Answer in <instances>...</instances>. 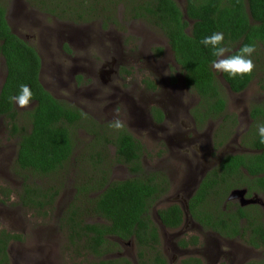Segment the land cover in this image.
Listing matches in <instances>:
<instances>
[{
  "label": "trees",
  "instance_id": "16d2710c",
  "mask_svg": "<svg viewBox=\"0 0 264 264\" xmlns=\"http://www.w3.org/2000/svg\"><path fill=\"white\" fill-rule=\"evenodd\" d=\"M123 1L133 3L137 18L145 17L164 31L174 57L184 72L188 87L200 96L195 112L200 125L215 114L227 116L224 98L227 86L233 91L241 92L254 78L260 77L257 75L259 72L257 68L262 67L259 62L264 63L262 56L264 0H187L185 10L176 0ZM27 2L59 19L75 14L73 18L77 21L84 20L95 12L90 9L78 13L77 8L85 5L83 0H27ZM7 12L6 4L0 2V58H4L7 71L0 91V116L10 118L13 135L20 137L17 165L14 166L15 173L22 179L18 201L33 212L48 215L56 208L58 187L50 186L49 183L39 185L34 179L46 177L50 180L55 172L67 167L75 144L71 127L73 125L86 127L90 118L83 110L63 103L45 89L39 79L41 56L34 46L13 32L6 18ZM109 20L112 22L113 19L110 17ZM214 32H223L222 46L228 49L227 56L239 52L245 44L255 45L256 51L251 56L254 63L252 73L233 77L222 72L220 78V71H215L212 67V61L218 58L212 55L210 47L200 43L203 37ZM163 50L159 47L157 51L163 54ZM148 84L156 88L155 83ZM21 85L30 87L31 101L36 102L33 110L23 114L26 125L21 124L17 106L9 100L10 96L19 93ZM152 113L157 122L164 121L165 114L160 108L153 107ZM253 114L261 115L264 120V103L255 106ZM255 134L253 147L261 150V153L233 157L231 164H228V170L241 172L240 168L245 167L259 182L260 188L264 189V176L258 178L259 173L264 174V143L260 142L258 132ZM109 141L114 146V155H111L110 149L105 145ZM144 155H146L144 144L126 128L116 132L112 139L105 138V135L96 130L94 142L88 152L82 155L85 156L82 161H85L84 165L88 166L90 172L82 165L81 170L86 177L74 180L77 183L74 186L76 200L63 213L61 224L69 241L67 248L79 256H86L87 259L84 258L82 261L84 264L118 263V259H104L105 254L118 246L111 236L124 240H129L133 236L140 247V264H169L162 253L160 227L151 210L156 201L169 191L170 181L164 172L146 169L142 163ZM116 165L127 167L126 178L111 180L110 176ZM224 170L226 173L229 172L227 169ZM220 183L226 184V190L225 186L221 189ZM229 189L226 180L214 181L211 190L205 188L204 181L189 201L191 213L195 220L206 228L221 230L227 236L236 235L240 230L237 228L240 217L247 216L254 236L249 242L259 246V240L264 238L261 215H246L243 208L239 209L237 214L221 211L219 206ZM11 193L10 188H7V192L0 188V197L3 195L10 200ZM1 201L5 202V199L0 198ZM157 212L160 222L168 228H178L184 220V210L179 204L159 209ZM87 216L101 220L92 222L86 219ZM21 239L23 236L20 234L6 229L0 231V264H14L8 248L11 242ZM148 250L154 254L150 261L144 260ZM90 255L95 258L88 259ZM123 262L134 264L128 258ZM182 264L203 262L198 257H191ZM260 264H264V261Z\"/></svg>",
  "mask_w": 264,
  "mask_h": 264
},
{
  "label": "rangeland",
  "instance_id": "374dc122",
  "mask_svg": "<svg viewBox=\"0 0 264 264\" xmlns=\"http://www.w3.org/2000/svg\"><path fill=\"white\" fill-rule=\"evenodd\" d=\"M83 1L85 5L77 8L78 13L90 9L95 12L88 15V19L77 21L73 18L75 14L59 19L46 14L39 7L28 4L25 0H0L7 6L13 30L32 45L43 47L39 48L44 60L41 79L46 88L56 98L65 102L77 103L76 100L80 96L79 99H82L80 104L93 122L91 124L97 125V121H105L111 125V122L118 118L122 122V128H127L144 144L146 151V155L142 157L144 167L164 172L171 181L173 178L174 182L169 186L171 190L164 193L152 207L151 213L156 219L157 210L168 206L169 203L175 202L180 205L186 203L188 191L181 189L180 180L183 178L184 181L185 171L190 175L191 170L194 171L191 152L194 144L186 140L191 133L197 130L195 137L205 140H210L209 137L215 133L218 143L221 139L220 137L217 139L220 129L217 128L215 132L217 126H230V129L234 130L238 118L246 117H240L241 109L231 104L232 111H227L228 116L233 118L231 122H228V117L220 115V120L213 121L207 126L201 127L197 123L195 126L191 113L193 114L198 94L185 84L184 72L175 60L164 31L145 17L137 18L133 3H123V0ZM176 1L185 10L187 0ZM110 17L113 19L112 22L109 20ZM56 31L58 34L54 33ZM67 32L71 35L66 36ZM33 35L41 44L37 40L29 39V36ZM68 42L76 46H71V52L63 51V45ZM159 47L164 49L163 54L157 51ZM259 64L262 66L257 68L259 71L257 75L260 77L254 78L245 93L240 95L249 102V107L256 102L253 100L264 103V63ZM127 69L131 71L129 76ZM76 70L82 74L77 73L80 75V86L75 81ZM0 71L1 85L6 74V64L2 57ZM149 81L155 83L157 89L151 88L147 84ZM222 83L225 84L224 81ZM225 89L224 96L230 98L229 91ZM161 93L162 99L159 97ZM165 93H171V104L166 121L157 124L152 121L151 108L154 105L161 106L166 97ZM33 106L34 104H29L21 108L17 105L20 113L18 119L22 125L27 124L23 114ZM87 125L89 126V122ZM11 128L10 118L0 116V188H4L6 192L7 188L12 191L10 200L3 195L0 197L5 199V202H0V231L6 229L23 236V239L13 241L9 245L11 261L14 264H84L82 261L84 258L87 259L86 256H79L66 246L69 241L61 224V217L76 200L74 186L77 183L74 180L86 177L81 170L82 165L86 164L82 161L85 156L77 160L72 159L71 163L66 164L67 167L55 172L50 180L46 177L39 179L35 177L34 180L39 185L49 183L50 186L58 187L59 194L56 208L48 215L33 212L18 201V191L22 186V179L15 173L14 167L17 165L18 137L12 134ZM87 129L83 128V125L73 127L74 142L78 145L76 156L88 152L95 140L91 132L93 127ZM112 137L113 134H107L106 138ZM229 138L227 136L226 140ZM105 145L110 149L111 155H114L113 144L109 141ZM179 155L183 159L176 160ZM198 155H201L199 151ZM84 166L90 172L88 166ZM127 176V167L116 165L110 178L122 180ZM194 177L193 173L192 178ZM86 219L92 222L101 220L93 216H87ZM195 228L199 227L189 222L187 226L175 230L162 229L161 250L169 264H181L183 259L191 257H200L204 264H247L257 254L256 251L248 252L242 249L250 246L244 239L225 240L224 236L221 238L214 234L215 237L208 232H202L201 236L199 233L201 231H196L198 229ZM194 234L200 236L199 244L184 249L176 246L178 236L190 239L195 236ZM206 235H209L210 241L213 238L218 242L220 251L212 250L205 254ZM234 247L240 250L233 249ZM118 251L112 254L117 256L119 253L123 258L129 257L135 263L138 261L136 245L123 243ZM259 251L264 255V248ZM149 253L144 258H152L153 252ZM93 258L95 256H88V259Z\"/></svg>",
  "mask_w": 264,
  "mask_h": 264
},
{
  "label": "flooded vegetation",
  "instance_id": "af4514ba",
  "mask_svg": "<svg viewBox=\"0 0 264 264\" xmlns=\"http://www.w3.org/2000/svg\"><path fill=\"white\" fill-rule=\"evenodd\" d=\"M25 1L27 2V0H25ZM27 3L29 4V2H27ZM46 14L50 15V13H46ZM6 18H7L8 22L10 23L8 12H7ZM13 32L16 33L14 30H13ZM54 33L58 34V31H56ZM68 35H71V33L67 32L66 36H68ZM18 36L21 37V35H18ZM21 38L24 39L23 37H21ZM29 39L31 41L37 40L38 43L41 44V41L39 39H37V37H35L34 35L29 36ZM24 40L27 41L30 45H32L30 43V41H28L27 39H24ZM62 45H63V43H61L60 46L62 47ZM72 45H74V44H72L71 42H68V44H64L63 45V51L67 50V51L71 52L72 51V48H71ZM32 46H34V45H32ZM34 48L39 53V55L41 56V60H42L41 61L42 66H41V70H40V74H39V79L42 82L41 74H42V70H43V66H44V60H43V56L41 55L40 49H42L43 47L40 46L39 47L40 49H39L38 47L34 46ZM123 69H124V67H123ZM128 71H130V70L127 69V71H126L128 76H129V75H131V71H130V73ZM0 73H1V71H0ZM77 73L81 74L80 71L76 70L74 72V74H77ZM79 74H77V78L75 81L80 86V77H79L80 75ZM6 75H7V71H6L5 77L3 78L2 82H1L0 91H1L2 85L5 81ZM219 76L221 78V74H219ZM42 84H43V82H42ZM44 87L46 90H48L51 93L52 96L56 97L49 89L46 88L45 85H44ZM248 87L245 88L244 90H242L241 92H236V91H233L231 88H229V86H227V91H229L228 94L231 97L229 98V97L224 96V98L226 100L225 101L226 102L225 109H226V115H227L226 117L229 118L228 122H231L233 120V118L228 116V113H227V111H229V110L232 111V109H233L231 104H233L234 106L239 107L241 109L242 112L239 114L240 117H243V116L246 117L245 119L238 118L236 129L232 130V129H230V126H223V128H224V131H223V130H221L220 126H217L215 129V132H216L217 128H220L217 139H218V137H220V139H221L218 143H217L218 140L216 141V134L215 133H214L215 136L211 135V137H209L210 140H207V139L205 140V139H200L199 137H195L197 130L195 132H192L191 136H189L186 139L188 142H192V144H194L191 147L192 160H194V171H193V169L191 170V175L185 171L184 181H183V178L180 180L181 189H183L185 192L188 191V193L186 194V203H188V204L185 203L186 205L185 204L181 205V208L184 210V220H183L181 226L178 228L185 227L188 225L189 222H191L200 228V229L199 228H195V229H198L196 231H201V232H199L201 236H202V232H208V233H212L213 235L215 234L221 238H222V236H224L225 240L244 239L250 246L247 245L248 247H243L242 249H244L248 252H250V250L257 252L255 257L252 260H250L247 264H260V262L264 261V255L262 254L263 252L259 251L260 249L264 248V238H261L259 240V246H255V244L249 242V240H253L254 236H252L251 222L249 221L248 218H246L247 216L246 217L245 216L240 217L239 224L237 227L240 229V230H238V233L236 235L233 234V236H227L223 233V231L216 230L215 228H212V227L206 228V226L201 224L198 220H195L193 214L190 211V206H189V201L194 197V195L197 193L201 184L204 181H205V188H207L208 190H211V187L213 186L214 181L221 182V181L226 180L230 189L227 192L225 198H223V203L219 206L222 209L221 211L222 212H235V214H237L239 209L243 208V209H245L244 214H246V215H250V216L261 215L262 216L261 222H262V224H264V189L260 188L259 182L255 179L254 176L249 174L248 170L245 167L242 166L240 168L241 172H233V171L228 170V164H231L233 157L238 156V155L246 156V155L261 153V150H258V149L253 147V140L256 137L255 133L257 132V125L259 123H264V120L262 119L261 115H254L253 109L255 106L263 104V102L258 101V100H253L256 102H254V104L251 105V107H249V102L248 101L246 102L245 99L241 98V96H240V95H243V93H245L244 91L247 90ZM153 89H157V88H153ZM170 94L171 93H165L164 94L166 97L161 102V106H157V105L153 106V107L160 108L164 112L165 118H164L163 122H165L167 119V112H168L169 106L171 104L172 97ZM159 97H160V99H162L163 94L161 93L159 95ZM79 98H81V97L80 96L78 97V100H76L77 103L75 101L74 102H70V101L65 102L64 100H63V103L68 104V105H72V106L77 107V108L83 110L84 112H86V110L80 104V101H82V99H79ZM254 99H256V98H254ZM83 100H84V98H83ZM199 102H200V100H199V95H198V100L194 104L193 114L191 113L193 124L195 122V126H196V123L198 124V117L195 116V112L197 110V106L199 105ZM29 104H31V105L34 104V106L29 110V111H31L36 106V102L34 100H32V101H30ZM153 107L151 109H153ZM29 111H26V113H28ZM151 114H152V121L153 122H155L157 124L163 123V122L159 123L154 119L152 111H151ZM219 116L220 115L215 114V116H212V117L214 118V121H218L221 119ZM211 122H213V121H210V123ZM244 122H246V124H244ZM91 123H92V121L89 120V126L88 125H86V126H87V128H89L90 126L93 127V129H91V132H92V135L94 137H96V130H99V132L101 134L105 135V138H106L107 134H113L114 135V134H116V132L118 133V131L120 129H122V127L120 129H116V128L112 127L111 125H109V123H106L105 121H101V122L97 121L98 128H97V125H94ZM99 125H101V126H99ZM60 126H63V125H60ZM74 126L75 125H73L71 127V130H73ZM83 128H86V127H84V125H83ZM94 128H97V129H94ZM22 129H24V128H22ZM87 130L89 131V129H87ZM11 131H12V128H11ZM222 131H223V133H222ZM12 134H13V131H12ZM15 136L18 137V135H15ZM227 136L230 137L228 140H226ZM184 138H186V137H184ZM19 140H20V137L17 138L18 148H19ZM222 141H224V142L221 143ZM180 146L183 147L182 144H180ZM217 146L219 148H217ZM77 148H78V145L74 144L72 157L69 160L70 163H71L72 159L77 160L83 154L87 153V152L82 153V154L76 156ZM198 151L201 153V155H198ZM180 159H183V158L179 155L176 158V160H180ZM190 169L191 168H187V170H190ZM224 169H227L229 172L226 173L227 171H225ZM193 173L195 176L194 179L192 178ZM263 176H264L263 173L258 174V178H261ZM169 181H170V184H172L174 182L173 178H172V181L170 179H169ZM219 185H220L221 189H222V187L225 186V190H226V184L225 183H222V184L220 183ZM238 190L241 191V193L238 195L234 194V192L238 191ZM233 194L235 195V197H232ZM208 198H211V197H208ZM218 200H222V199H218ZM175 204H179V203H175V202L173 203L172 202V203H169L168 206L161 208V209H166V208H168L172 205H175ZM214 210H216V209H214ZM155 221L159 225L160 218H159L158 212H157V216H156ZM251 221L254 223V220L252 218H251ZM159 227H161V230H160L161 237H162V234H161L162 229H163V231H166L169 229H172V230L178 229V228H175V229L174 228H168L165 225H163L162 222H160ZM247 231L249 233V237H247ZM194 235L195 236L190 238V239H186V238H182L181 236H178V241L176 243V246L184 249V248H188L189 246L195 245L192 243L197 242L196 244H199L200 236L198 234H194ZM195 237L197 239H195ZM110 238L113 241L117 242L118 246L116 247L115 250H112V251L108 252L107 254H105V257H104L105 260L118 259L117 260L118 263L126 264L123 262L125 257L123 258L119 253L117 254V256L112 254V252H114V251L119 252L118 250H119L120 246L124 243V244H131L133 246L134 245L137 246V248H138V255H137L138 261L137 262H138V264H140L139 263V261H140V255H139L140 247L138 246V244H137V242L133 236L129 240H124V239L117 237V236H111ZM205 239H206V241H205L206 253L205 254H207V252H211L212 250L220 251V249L218 247L219 244L217 241H215L213 238L210 241L209 235H206ZM184 241L186 242L185 245L183 244ZM233 249L240 250L237 247H234ZM149 252L151 253V251H149ZM110 256H113V258H110ZM126 258H128L132 261L131 258H129V257H126ZM198 258H200V257H198ZM230 258H232V257L230 256ZM150 259L151 258H148V259L144 258V260H147V261H150ZM184 260H186V259H183L181 261V264L183 263ZM202 262L204 264L203 260H202ZM133 263L136 264L135 262H133Z\"/></svg>",
  "mask_w": 264,
  "mask_h": 264
},
{
  "label": "clouds",
  "instance_id": "9594fccd",
  "mask_svg": "<svg viewBox=\"0 0 264 264\" xmlns=\"http://www.w3.org/2000/svg\"><path fill=\"white\" fill-rule=\"evenodd\" d=\"M223 41H224L223 32H214L209 36L203 37L200 41V43L203 44L204 46L210 47V49L212 50V55L218 58L212 61V67L215 68L214 70L220 71L219 74H221V77H222V72L227 73L233 77L243 76L245 74L252 73L254 69V63L253 60L251 59V56L256 51L255 45L245 44L243 47L240 48L239 52L233 55H229L225 58V53L228 51V49L222 46ZM184 82L187 85L185 76H184ZM31 99H32V92L28 85H21L19 93L17 95L9 97L10 102L15 103L21 108L29 105ZM210 121H214V118L211 117L209 119H206L204 120L202 125H200L199 123L198 125L202 127L206 124L207 126L210 123ZM111 126L116 129H120L121 127H123L122 122L118 118L111 122ZM257 132L260 142L264 143V123H259L257 125ZM159 225H160V221H159Z\"/></svg>",
  "mask_w": 264,
  "mask_h": 264
},
{
  "label": "water",
  "instance_id": "95a60500",
  "mask_svg": "<svg viewBox=\"0 0 264 264\" xmlns=\"http://www.w3.org/2000/svg\"><path fill=\"white\" fill-rule=\"evenodd\" d=\"M240 193H241V191H239V190L234 192V194H236V195H238V194H240ZM234 194L232 195V197H235ZM186 204H188V203H186ZM186 204H185V205H186Z\"/></svg>",
  "mask_w": 264,
  "mask_h": 264
}]
</instances>
